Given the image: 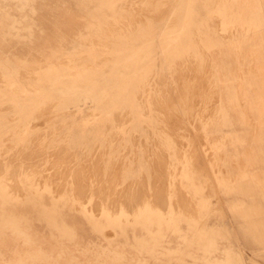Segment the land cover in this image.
I'll list each match as a JSON object with an SVG mask.
<instances>
[{"label": "rangeland", "instance_id": "374dc122", "mask_svg": "<svg viewBox=\"0 0 264 264\" xmlns=\"http://www.w3.org/2000/svg\"><path fill=\"white\" fill-rule=\"evenodd\" d=\"M211 2L238 3L0 0V210L35 205L48 228L69 235L56 223L53 206L69 199L72 239L91 243L75 248L81 263L69 264H199L186 254L199 236L228 251L221 256L222 264H229L230 256L235 264H264V255L251 248L264 247V134L259 143L254 127L248 126L243 143L231 140L236 139V124L250 122V113L256 117L262 109L256 103L244 104L264 97V76L254 66L256 57L244 54L263 42L241 39L249 34L247 40L264 41V0L242 5L246 32L231 23L224 30ZM258 34L260 38H252ZM149 45H155L150 54ZM248 59L253 60L251 66H246ZM53 63L57 72L38 76L36 70ZM90 68L102 69V77L79 79ZM36 88L50 95L37 108L23 101L25 92L31 98L44 93ZM116 102L122 107L130 104L132 110L106 111L99 128L95 107ZM28 108L32 111L26 115ZM193 143L197 149H191ZM187 152L197 157L193 169L205 163L211 173L208 166L214 159L225 186L214 202L208 200L211 216H203L206 207L181 187ZM245 152L250 159L246 164L241 160ZM198 169L204 173L205 168ZM21 176L31 184L30 190L17 183ZM40 195L50 211L41 205ZM0 219V230L11 237L13 218L7 214ZM165 230L182 239L161 245ZM5 251L0 261L6 264L48 263L23 237ZM130 252L139 255L138 262Z\"/></svg>", "mask_w": 264, "mask_h": 264}, {"label": "bare ground", "instance_id": "6f19581e", "mask_svg": "<svg viewBox=\"0 0 264 264\" xmlns=\"http://www.w3.org/2000/svg\"><path fill=\"white\" fill-rule=\"evenodd\" d=\"M238 3L237 4H226V5H222V4H217L216 3H213L211 2V10L213 13H216L220 16V18L222 19V27H224V30H226V28L230 27L228 26L227 27V24L228 23H231V24H235L237 29L240 28L241 31L243 32H246V22H245V19L242 17V14H243V7L242 5L248 3L250 0H237ZM60 2V1H59ZM220 2V0H219ZM160 5V4H159ZM163 5V4H161ZM66 6V5H65ZM68 6V5H67ZM56 7V6H55ZM61 7V6H60ZM66 8V7H65ZM152 8V7H151ZM153 9V8H152ZM64 10V9H63ZM156 10V9H155ZM66 11V9H65ZM68 11V10H67ZM73 12V11H72ZM71 12V13H72ZM151 12V11H150ZM64 13V11L62 12ZM68 14V12H67ZM66 14V15H67ZM73 15V13H72ZM72 15L69 14V16L71 17V19H73ZM68 16V15H67ZM52 19V17H50ZM54 18V17H53ZM67 19V18H66ZM219 19V18H218ZM57 21V20H56ZM59 21V20H58ZM73 21V20H72ZM58 23V22H57ZM56 23V24H57ZM55 24V25H56ZM65 25V24H63ZM68 26V25H67ZM50 27V26H49ZM235 27V28H236ZM54 28V27H52ZM51 28V29H52ZM59 27L57 26V29ZM64 29V28H63ZM233 29V28H231ZM56 30V28L54 29V31ZM66 30V29H64ZM229 30V29H228ZM59 31V30H58ZM163 33H167V31H163ZM211 42L210 41H207V44L209 45ZM52 44V43H51ZM38 45V44H37ZM43 45V44H42ZM246 45V43L244 44ZM41 46V44H40ZM38 47V46H37ZM50 47V46H49ZM155 45L153 46H148L146 49H147V52L148 54H150V50L154 49ZM166 46H163L162 48H165ZM248 47V46H247ZM246 47V48H247ZM51 48V47H50ZM255 49V48H254ZM259 49H257L258 51ZM262 58L260 57H256L255 60H254V66L255 68H257L261 73L262 75L264 76V62H260L259 61L261 60ZM263 60V59H262ZM55 66H56V63H53L51 65H48L46 68H41V69H38L36 70V73L38 74V76L42 77L43 74L47 71H56L55 69ZM70 70V69H69ZM13 72V71H12ZM85 72L87 73L86 75L84 76H80L79 79L83 80V79H92L93 81H97L100 79V77H102V69L100 70V68L98 69H86ZM76 75V74H75ZM80 75V74H79ZM12 79H15L16 78V75H12L11 76ZM196 81V80H195ZM98 87H101L100 84ZM239 87L240 89L242 90V94H244V98H246L247 96L245 95V85L244 83H240L239 84ZM188 88V87H187ZM42 89H44V87H42ZM36 92H44V91H39L38 88H36L35 90ZM50 96L48 93H43L41 96H35L34 98H31L30 96L28 97L27 96V93L25 92L24 94V99L23 101H29V102H32L33 104H35V108L39 107L41 104H43V102L45 101V99ZM264 96V95H262ZM27 97V98H26ZM243 98V99H244ZM134 107V106H133ZM125 108H128V110H132V109H129V108H132L131 105H127L126 107H122L121 104H118V102L112 104L111 106H103V105H99L97 107H95V111H98L99 114H100V123H99V128H102L103 127V123L102 121L103 120H106L105 119V116H104V113H106V111H112L113 113H116V112H122ZM41 109V108H40ZM250 110H253V107H249ZM261 110L259 111V113H261ZM31 109L28 108V110L26 111V115L30 114L31 113ZM15 112L16 113H20L18 112V109L15 108ZM22 114V113H20ZM140 115H143L142 112L138 113ZM98 115V114H97ZM145 115V114H144ZM142 117V116H141ZM148 116L147 117H144V119L142 120L143 122L144 121H148L149 119ZM142 119V118H141ZM75 124L74 126H79L80 123L76 122V123H73ZM1 126H3V124H1ZM62 127V126H61ZM184 132H186L184 130ZM183 134H186L184 133ZM191 135V134H190ZM193 135V134H192ZM187 136V135H186ZM183 137V135L181 136ZM187 139V137H186ZM188 139H190V136H188ZM192 141V140H190ZM186 142V141H184ZM135 143V142H134ZM188 143V142H187ZM192 143V142H191ZM154 145V144H153ZM168 145L169 146H172L171 144V140L169 139L168 141ZM192 145V144H191ZM191 149L194 150L197 149V147H194L195 144L193 143V146H191ZM188 146V144H187ZM198 146V144L196 145ZM193 147V148H192ZM188 148V147H187ZM185 148V151L186 149ZM190 149V151H191ZM199 150V148H198ZM63 151V150H62ZM184 151V150H183ZM193 153V151H191ZM196 153V151H194ZM186 153V152H185ZM190 152H187V155L189 154ZM194 153V154H195ZM200 153V151L198 152ZM197 153V154H198ZM204 153V152H203ZM201 152V155L203 154ZM59 154V153H57ZM196 154V155H197ZM95 155V154H93ZM186 155V154H185ZM191 155V153H190ZM188 155L189 157L185 158L186 160V163H187V168L186 169H182L181 172H180V177H181V187L184 188L186 190V192L192 196V198L195 200L196 204L199 205L200 207H206V210H204L202 212V215L205 216V215H213V213L211 212V210L209 211V202L208 200L210 201H213V198H215V194L218 193V190H217V186H216V183L212 180L211 178V173H209L207 170H206V166H205V159L204 158H201L203 160H205L204 164H202L203 167H200L198 166L200 169H203L205 168L206 172H208V174L205 172L204 170V173L198 169V167H195L194 169L191 167V163L194 162L195 160L197 161V157H193L192 155L190 156ZM205 155V154H204ZM54 156V154H53ZM61 156V155H60ZM200 156V154L198 155V157ZM203 156V155H202ZM201 156V157H202ZM43 157V156H42ZM58 157V156H57ZM185 157V156H184ZM204 157V156H203ZM7 158V157H6ZM62 158V157H61ZM60 158V159H61ZM194 158V159H193ZM206 158V156H205ZM37 159V158H36ZM46 159V158H45ZM100 159V158H99ZM199 159V158H198ZM19 160V159H18ZM30 160V159H29ZM33 161V159H31ZM55 160V159H54ZM22 161V160H21ZM25 161V160H24ZM65 161V160H64ZM90 161V160H89ZM212 161V160H211ZM34 162V161H33ZM201 162V161H200ZM61 163V162H60ZM209 163V162H208ZM59 164V163H57ZM64 164V162L62 163ZM43 165V164H42ZM53 165V164H52ZM51 165V166H52ZM89 165V164H88ZM200 165V163L198 164ZM207 165V164H206ZM40 166V165H39ZM49 166V167H51ZM62 166V165H60ZM101 166V165H100ZM194 166V165H193ZM197 166V165H195ZM54 167V165H53ZM65 167V165H64ZM67 167V166H66ZM88 167V166H87ZM119 166H117L118 168ZM35 169V166L33 167ZM41 168V166H40ZM54 168H57V167H54ZM61 168V167H60ZM73 168V167H72ZM95 168V167H94ZM116 168V169H117ZM209 168V166H208ZM3 169V168H2ZM53 169V168H52ZM50 169V170H52ZM66 169V168H64ZM96 169V168H95ZM94 169V170H95ZM37 170H39L37 168ZM41 170V169H40ZM49 170V169H48ZM49 170V171H50ZM68 170V169H67ZM70 170V169H69ZM89 170V168H88ZM100 170V168H99ZM28 171V170H27ZM47 171V170H46ZM45 171V172H46ZM66 171V170H64ZM75 171V170H73ZM117 171V170H116ZM4 172V171H3ZM69 172V171H68ZM84 172V171H83ZM100 173V171H98ZM119 172V171H118ZM55 173V171H54ZM102 173V172H101ZM207 175H206V174ZM75 174V173H74ZM73 172H70L68 175H74ZM85 174V173H84ZM115 174V173H114ZM4 175V173H3ZM17 175V174H16ZM113 175V174H111ZM118 175L117 177H119L120 175L119 174H116ZM153 175V173H152ZM53 176V175H52ZM55 176V175H54ZM62 176V175H61ZM77 176V174H76ZM93 176V175H92ZM110 176V175H109ZM205 176V177H204ZM47 177V176H46ZM89 177V176H88ZM86 177V179L88 178ZM115 177V176H114ZM60 178V177H58ZM102 178V177H101ZM111 178V176H110ZM113 178V177H112ZM199 178V179H198ZM79 179V178H78ZM116 180H118L117 178H115ZM196 179H198L199 181H197ZM10 180V179H9ZM8 180V181H9ZM18 184L21 185V187L23 186L25 189L27 190H30L32 187H31V184L28 183L26 180H24V178L21 176L19 177V180H17ZM66 181V179H65ZM95 181V179H94ZM111 181V180H110ZM92 182H93V179H92ZM113 182V180H112ZM112 182L110 184H112ZM119 182V181H118ZM117 182V183H118ZM124 182V181H123ZM131 182V181H130ZM148 182V181H147ZM180 182V181H178ZM100 183V182H99ZM89 184V183H88ZM115 184V183H114ZM112 186V185H111ZM116 186V184H115ZM156 186V184H155ZM162 186V185H161ZM110 187V186H109ZM117 187V186H116ZM127 188V187H126ZM208 188V189H207ZM6 189V188H5ZM19 189V188H18ZM82 189V188H81ZM111 189V188H109ZM115 189V187H114ZM125 188H123V191H124ZM136 189V188H134ZM209 191V194H208V191ZM108 190V189H107ZM121 190V189H120ZM128 190V189H127ZM86 191V190H85ZM115 190H113L114 192ZM89 192V191H88ZM97 192V191H96ZM105 192V191H104ZM110 192V191H109ZM113 192L111 194H113ZM120 192V191H119ZM159 191L157 190V193ZM106 193V192H105ZM126 193V191H125ZM129 193V192H128ZM136 192H134L135 194ZM90 194V193H89ZM100 194V193H99ZM103 194V193H102ZM124 194V193H123ZM121 194V195H123ZM127 194V193H126ZM139 194V193H138ZM137 194V195H138ZM142 194V193H141ZM148 194V193H146ZM119 195V193H118ZM136 195V194H135ZM159 195V193L157 194ZM41 198H42V206L45 210L47 211H50V208L51 206L46 202L44 201L45 199H43V196L40 195ZM98 196V195H97ZM112 196V195H111ZM124 196V195H123ZM127 196V195H126ZM134 196V195H133ZM96 197V196H95ZM122 197V196H121ZM125 198V197H124ZM134 198V197H133ZM158 198V197H157ZM160 199V198H159ZM95 201V199H94ZM215 201V200H214ZM213 201V202H214ZM213 202L211 203V206L213 204ZM98 204V203H97ZM97 204H95L96 208L97 207ZM94 205V203H93ZM101 205V204H100ZM105 205V204H104ZM12 207H10L9 209L7 207H3L1 208L0 210V216L3 217L4 215H10L11 218H13V221H12V227L10 229L12 236L11 237H8V233L6 231H3V230H0V256H4L6 255V251H5V248L6 247H9V246H13L14 242H17L18 239H20L21 237L25 238L30 245H34L37 247L38 250H40V253L43 257V259L45 260V262H48V263H45V264H69L70 262L72 261H75L76 263H81L82 261L79 259L78 255L76 253V250L75 248H78V251L80 249H84V248H87L90 246L91 243H85V241H82L81 239L77 238V239H72V234L75 232V227L74 226H71L70 224H68V221L69 219H71V212L73 211V207L72 205L70 204L69 202V199H66L63 200V201H59V202H56L53 206H54V209H55V214H56V223L60 226V225H64L66 229H68V231L70 232L69 235H64V231H61L60 228H56V227H49L48 228V224L49 223H46L45 220H43V218L41 217V213L39 211V209L34 205H30L28 206L27 208H21V207H18L17 205H11ZM100 207V206H99ZM89 208H91L89 206ZM94 210V209H93ZM89 212H90V209H89ZM96 212V211H94ZM98 212V210H97ZM99 213V212H98ZM97 213V214H98ZM224 213V212H223ZM221 214V213H220ZM225 214V213H224ZM215 215H217L215 213ZM219 215V214H218ZM97 216V215H96ZM100 216V215H99ZM226 216V215H225ZM9 217V216H8ZM221 218V217H220ZM225 218V217H224ZM227 218V217H226ZM2 223V220L0 219V225ZM219 225V224H218ZM227 227V226H226ZM20 232V234L17 236L16 232ZM166 232L163 233V236L160 237L159 239V243H161V245H163L166 241L170 242V243H176L175 241H179L180 239H182V236L179 234V233H176V232H168L167 230H165ZM111 233V232H109ZM231 234V233H230ZM20 237V238H19ZM196 240H198L199 242H204V244H201V245H196ZM206 241V238L205 236H199V237H196L194 239V244L191 245V248L186 252V254H188L190 257L196 259V260H199V264L202 263V264H222V259H221V256L223 254L228 253V251L226 249L223 250L222 248V244H206L205 243ZM193 242V241H192ZM221 243V242H220ZM199 249V251H198ZM236 253L238 254H242L241 251L237 250L236 249ZM130 255H131V258H133V260H135L136 262H138V257L139 255L137 253H134V252H130ZM137 257V258H136ZM233 257L230 256V260L228 261L229 264H235L234 260L232 259ZM61 259H64V261H62ZM44 263V262H43ZM198 263V261H197ZM0 264H6V261L5 260H1L0 261ZM157 264H163L162 261L158 262ZM184 264H187V262H184Z\"/></svg>", "mask_w": 264, "mask_h": 264}, {"label": "crops", "instance_id": "0c3cea01", "mask_svg": "<svg viewBox=\"0 0 264 264\" xmlns=\"http://www.w3.org/2000/svg\"><path fill=\"white\" fill-rule=\"evenodd\" d=\"M261 34H264L261 33ZM261 34H258L259 36H253L252 38H260V35ZM249 35V34H247ZM246 35L245 38L241 39V41H246V42H263V45L261 48H255V49H247L246 51L248 52L247 54H244V56L248 57V58H251V57H260V58H263V60L261 59L259 61L260 62H264V41H261V40H253V41H250V40H247V38H250ZM257 49H259L257 51ZM253 63V60L251 59H248L246 60V66H251V64ZM242 101V100H241ZM259 104L261 105L262 107V110H261V113L259 115H257L256 117L254 115H251V121L249 122L248 120H244V122H242V120H240V122H238V124H236L237 126V129L235 130L236 133V139H231L233 140L234 142H238V143H243L244 142V137H243V129L244 128H247L248 126H253L254 130H253V133L256 134V138L255 140L258 141L260 143V136H262L264 134V97L261 98L260 100H258V98L254 101V100H244V104L248 107L249 104ZM241 160L246 164L248 162V160H250L247 156H246V152L243 153V155L241 156ZM245 166V165H244ZM209 169L211 170V174L213 175V178L215 180V183H216V186H217V190H218V193L220 190H225V186L222 184L221 180H219V174H218V171L216 170V166H215V162H214V159L209 163ZM248 242H253V239H246ZM251 248L253 250H256V251H260L263 255H264V247L262 245H252Z\"/></svg>", "mask_w": 264, "mask_h": 264}]
</instances>
